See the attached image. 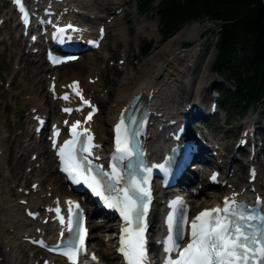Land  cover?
Here are the masks:
<instances>
[{
    "label": "snow or ice",
    "instance_id": "1",
    "mask_svg": "<svg viewBox=\"0 0 264 264\" xmlns=\"http://www.w3.org/2000/svg\"><path fill=\"white\" fill-rule=\"evenodd\" d=\"M14 3L19 4L20 0H14ZM22 19L27 23L25 17ZM64 98L67 99L66 96ZM65 111H70V109H65ZM90 117L91 113H89ZM133 121V117H128L129 124ZM79 123L77 121L72 125L73 139L65 141L57 152L61 160V171L67 173L73 183H80L83 180L95 195L105 199L109 208L116 207L118 209L126 222V226L122 228L121 246L118 250L123 254L126 264H145V216L150 201V191L147 188L148 178L141 176L138 181L134 173H129L130 179L127 187L117 190L111 182L113 179L119 182L116 165H113L111 175L100 171L99 168L95 169L96 175H93V167L91 162L87 161V157L81 156L78 160L76 156L78 141L81 143L80 152H87L91 155L92 137L90 134L87 135L89 146H85L80 137L88 130L84 129V133L75 132ZM116 132L115 152L117 155L114 156V159L117 162L129 159L134 154L142 155L132 143V138L138 135V131L129 132L123 117L116 125ZM53 147H56L55 140H53ZM85 162H87V167L84 166ZM128 167H131V164ZM142 167L141 161L137 165V171ZM161 167L163 166L161 165ZM146 171L151 172V169H146ZM212 178L215 179V176ZM117 191L123 195L118 194L112 197L111 193ZM105 192H108L109 196H105ZM259 203L258 198L257 204ZM74 207L78 208L79 205H74ZM56 211L59 213V209ZM59 219L60 223L64 225V218L59 217ZM173 219L174 217L171 215L168 217L170 232ZM181 221L186 222V217H181L177 224ZM253 222H257L256 225ZM66 228L70 234L69 238L64 241L63 247L57 245V248L69 260L70 264H77L79 256L84 250V238L87 235V230L83 227L82 215L79 212L73 213L72 207L69 208ZM61 235L63 236V231ZM182 238L179 233L175 239L171 235L169 236L168 247L165 248V251H176L177 256L167 260L166 264H250V262L251 264H264V214H260L258 208L249 209L234 200L230 202L227 197L223 201V207L205 209L191 221L189 242L183 249H180L177 241ZM95 259V256L91 257V260ZM82 264H88V261L85 260Z\"/></svg>",
    "mask_w": 264,
    "mask_h": 264
},
{
    "label": "bare ground",
    "instance_id": "2",
    "mask_svg": "<svg viewBox=\"0 0 264 264\" xmlns=\"http://www.w3.org/2000/svg\"><path fill=\"white\" fill-rule=\"evenodd\" d=\"M69 4L74 5L76 8L79 9H85L89 11V14L96 15V18H99L103 13L105 12L107 5L109 2L107 0H68ZM1 3V0H0ZM121 7V6H119ZM0 11H3V7L0 5ZM3 19H5V22L3 23L4 28L3 30L5 33H7L2 40H0V43H3L7 39L8 46H13V51L9 49V59L12 60L14 58V55L16 56L18 61L22 62V67L16 66L13 68V72L15 75H22L24 85L22 84H16L14 85V88L21 92H29L30 91H36L40 95V99L43 98V102H37L35 99L38 95H34L32 98L29 99H23L21 102L23 106H30L29 110L36 109V112H39L41 110H46V108H43L44 103L47 102V93L44 90H41V87L36 88L35 83H33L34 79L37 75H41L43 72L40 59H34L33 61H26L29 58V55H26L27 58L24 59V53L23 51L26 48V42L25 44L16 43L15 41L11 40L10 36H14L16 32V20L13 22V15L11 12L6 11V13L3 16ZM152 24H144L143 27L140 28V34L146 33L148 34V39L153 40V38H156L157 44L161 41L158 37L155 36L154 28ZM197 24H192L190 26H183L182 28L177 31L176 34L173 35L171 40L166 41L164 44H162L159 48L153 49V54L150 57V59L145 64V69L141 71V74L137 79H133V76L126 75L123 82L119 85V90L116 91L115 99L113 100L112 104L108 110L105 122L111 123L117 116L120 108L126 104V102L136 93H147L149 90H153L152 92L153 96L152 99L149 100L151 102L152 106L158 107V112H162L163 115H169L170 113L175 114L176 111L172 110L170 108L175 103L182 100V97L180 94H178L179 86H182V81L185 77V74L191 75L190 78L187 80V84L189 85V89L187 92H180L183 94V97L186 96V98L194 97L195 101H199V104H203V90L205 92L206 86L209 84L211 85L213 79H209V75H207L204 72L203 65L200 61L197 59H194L197 52H196V46L193 48V51L186 52L183 57L175 56L171 49V45L175 42H180L181 38H185L186 40H195L198 37V31L196 30ZM108 28V27H107ZM127 42L126 40H124ZM6 45V43H5ZM197 45V44H196ZM195 50V51H194ZM127 58V55H126ZM24 62V63H23ZM191 62V63H189ZM39 63V64H38ZM144 66V65H143ZM70 69L67 73L66 79L69 80L72 78L79 77L78 74L82 73L81 68L84 67L81 63L78 64V61L76 63L70 64L68 66ZM91 70L90 75L88 78L98 77V72L92 70V68L85 66ZM63 68V67H62ZM60 69H57V72ZM11 73V70H10ZM59 76H62V74H58ZM160 75H162L160 77ZM168 81V82H167ZM12 82V81H11ZM179 82V83H178ZM28 85L31 87L29 88ZM208 85V86H209ZM102 86L98 80L96 84L90 85L87 87H90L92 89H97ZM197 88V90H195ZM40 90V91H39ZM195 90V91H194ZM194 93V95H193ZM16 95H13L12 98H15ZM146 96V94H145ZM184 99V98H183ZM145 102L146 101L145 99ZM163 107V108H161ZM51 111L50 108H47L46 112L49 114ZM3 129L4 126L0 123V140L2 139L3 135ZM33 147V146H32ZM39 157L38 162L41 163L42 169L41 172L38 174H29V176H25L23 172V165L27 162L26 155L21 154L18 158V170L13 169V183L17 179L24 180L26 182L29 177H34V181L38 182L39 184L43 183L44 179H47L51 185L53 191H61V189L58 187V182L56 180L55 176H51L52 174V156L43 141H39ZM3 159V156L0 155V161ZM2 170L0 166V256H1V262L2 264H20V262L13 259L6 260V251L7 248H12V256L16 258V251H15V245L19 241L18 236L14 235L9 232V228L16 229L22 224V219L19 214V210L21 209V206H18L17 208L13 206L11 203H5L6 197L4 196V189L6 187V180L2 175ZM263 175L264 171L262 170ZM41 176V177H40ZM44 177V179H43ZM262 178L258 180L261 182ZM235 181V184H239L244 181L243 176H239ZM226 191H229L226 189ZM261 191H264V179L262 180V186ZM215 196H210L206 200V205H209L210 203H213L212 200ZM24 251V249H23ZM36 256V254H34Z\"/></svg>",
    "mask_w": 264,
    "mask_h": 264
},
{
    "label": "trees",
    "instance_id": "3",
    "mask_svg": "<svg viewBox=\"0 0 264 264\" xmlns=\"http://www.w3.org/2000/svg\"><path fill=\"white\" fill-rule=\"evenodd\" d=\"M143 1L144 10L150 9L152 0ZM158 12L168 30L202 14L221 20L217 44L220 57L227 56L234 44L240 43L246 51L240 62L251 74L248 81L260 84V91H264V0H162ZM253 95L258 96L256 88Z\"/></svg>",
    "mask_w": 264,
    "mask_h": 264
},
{
    "label": "rangeland",
    "instance_id": "4",
    "mask_svg": "<svg viewBox=\"0 0 264 264\" xmlns=\"http://www.w3.org/2000/svg\"><path fill=\"white\" fill-rule=\"evenodd\" d=\"M108 1L110 4L107 5L106 9L112 10L113 8H117V6L119 7V5H122V6H124V11H122V14H120L119 17L115 18V21L111 25L113 29L110 33H108L107 40L105 41V44H107V47L103 48L100 52H98L94 56L90 57L89 60L92 63V65H90V68L98 69L101 72V76H103L104 73L107 74V77L109 80H108V84L105 85V88L108 85V88H109V90H108L109 94L108 95L110 97L109 102H111L115 98L114 90L116 88V84L119 83V81L123 75L120 72L114 71V69L116 68V65H117V60L119 58V55L121 53H125V50L129 49V52H128L129 55L130 56L133 55V58L136 59L139 57V55H138L139 50H140V47L142 48L143 45L148 44L149 47H151V49H152V47L154 46V43L156 42V39H153L151 41L145 39L143 35H138V29L143 27L144 24H146V22H147V24L156 23L157 25L159 22H158L157 18H155V16L150 17V15H148V14L142 15V14H140L139 10H136V12H135L134 3H133L134 0H108ZM155 20H156V22H153ZM153 26H155V25H153ZM208 27H209V23H207V24L203 23L200 25L197 24L196 30L198 31V34H200V33L205 34ZM156 28L158 29V32L155 29V36L158 34L159 38H160V35H161L159 33L160 26L158 25ZM180 28H178L175 31H172V33L167 35V36L165 35L164 40L165 41L171 40L173 35L176 34ZM0 30H2V29H0ZM121 32L126 35V40H127L126 43L120 37ZM162 35H164V34L162 33ZM2 36H3L2 31H0V40H1ZM137 36H138V38L135 39V37H137ZM211 37L209 39H207L205 42H204V39H201L198 42L196 39H195L196 41L195 40H186L185 38L182 37L180 42H175L171 45L172 52L179 47H186V49L189 50L188 47H191L192 45L197 44V43L199 44V46L203 44L202 48H206V47L211 48V41H212ZM6 41L7 40H5V42ZM126 44H128L127 49H126ZM159 44H163V43H159ZM214 52H215V50L211 53L212 57H213ZM8 54H9L8 46L0 43V79L3 81L7 77L4 75V72H6L8 74V70L10 67V64L8 62V57H7ZM105 55L107 57L106 59L103 58ZM214 55H215V53H214ZM144 58H146V57H140L138 59V63H136L137 65L135 64L136 65L135 68H137V74H139L143 70V64L145 62ZM110 60L112 62H114V64L111 65V67H110V63H108V61H110ZM135 65H133L132 67H134ZM2 67H4V71L2 70ZM81 70H82L83 74L91 71L90 69L86 68L85 66L82 67ZM66 72H67V70L62 71V73H66ZM40 78L41 77L38 76L35 79V81L37 83L36 88L37 87L39 88V86L41 84L44 86V84L42 83L43 79L40 80ZM109 81H112V82L109 83ZM218 85L219 84H216V85L211 84L210 89L214 90V88H216ZM225 88H228V86L223 85V89H225ZM3 100H4V97L0 94V104H1V101L3 102ZM24 110H22V109L20 111L18 110V112L14 113V115H18L21 113L20 114V116H21L23 114L22 112ZM223 110L226 111L229 109L226 106H224ZM11 112H12L11 107L7 106L3 112L6 114L4 120L0 119L1 123L5 124L7 126L8 132H11L13 129L12 117L8 116L11 114ZM235 120H236V118H234L232 122H229L231 129L228 130L227 132H226V130L222 131V133L219 135V137L226 136V140L229 141V139L232 138L233 135H235V133H234L235 127H236ZM215 134L218 135L217 133H215ZM7 147L9 148V145H7Z\"/></svg>",
    "mask_w": 264,
    "mask_h": 264
}]
</instances>
